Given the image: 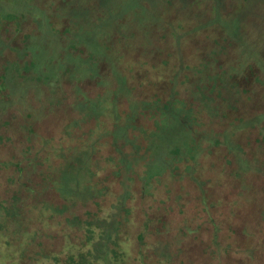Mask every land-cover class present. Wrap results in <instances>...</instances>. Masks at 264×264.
<instances>
[{
	"label": "trees",
	"instance_id": "trees-1",
	"mask_svg": "<svg viewBox=\"0 0 264 264\" xmlns=\"http://www.w3.org/2000/svg\"><path fill=\"white\" fill-rule=\"evenodd\" d=\"M218 1L161 0L111 39L121 9L91 32L53 14L40 45L38 11L0 15L3 264H264V50Z\"/></svg>",
	"mask_w": 264,
	"mask_h": 264
},
{
	"label": "rangeland",
	"instance_id": "rangeland-1",
	"mask_svg": "<svg viewBox=\"0 0 264 264\" xmlns=\"http://www.w3.org/2000/svg\"><path fill=\"white\" fill-rule=\"evenodd\" d=\"M18 1L20 0H11L10 5L8 2L3 4V6L2 3H0V15H2L3 12H9L10 8L11 12L16 15H26L29 16L28 18H32L33 15L30 13V11H32L33 14H36V12L38 11L39 16L42 18V23L39 26L38 33L34 34L33 37L39 43L38 45L45 43L44 39L47 40L48 37L51 38L56 32V30H54L53 27H50L48 23V20L53 14L56 15V18L58 20H68L70 25H72L71 29L73 30L71 31L75 32L76 24L85 22L87 27L86 29L91 32L95 24L102 20L99 18L106 17L105 22H107L106 20L109 16L108 11H103V9L100 8L103 7V4H108L109 6L114 7L116 9H121V14H123L122 18L126 17L128 21L127 23L120 24L119 26V21L117 20L111 23L107 22L104 27L100 29H95L99 38L105 39V37H107L108 39H111L112 37L110 38V35H113L115 32L118 33L119 30H121V32H124L123 34L125 35H129V33L133 31L135 32V29L136 31H145V29H147V31L151 33V26L147 27L145 25L149 23V19H154V21L156 22L161 16V14L164 13V4L161 2V0H112V3L111 0H104L107 1L104 3L103 0H67L66 2L65 0H62L60 2L55 1L56 4L53 6H46L45 3L42 4L44 6L33 7V10H31L32 8L26 5L24 2L19 3ZM229 4H231V16L229 20V25L234 26L235 23L237 26L238 24L241 28V32H243L241 37H237V40L242 46L239 51H241V53L245 55L246 53H250L253 58L256 59L257 54L259 55V53L263 52L264 50V0H223V2L218 1L217 3L219 8H224ZM65 6H68V8H66ZM188 6H190V4ZM216 8L217 7H215L214 9ZM91 11H93V13H91ZM205 16L206 15H204L202 18H204ZM94 18H97L99 21H95ZM173 18L174 17H172V15L169 16V22L175 23V20H173ZM58 25H60V22L58 23ZM13 28H18V24L15 23L13 25ZM233 30L234 27H231L232 32ZM147 31L145 32L148 33ZM158 31L162 32L161 26L158 28ZM137 37L142 39L141 34ZM243 39H245V42ZM1 44L3 45V43ZM86 51H88V49ZM148 56H150V54L145 55L140 53V55H138V63L135 65V67L138 68V72H141L140 74L152 70L150 68L151 65H144V61L148 58ZM244 57L246 58L247 56ZM243 59H241L237 65V68L239 67V70H241L242 67H244L247 63V59ZM234 68L231 67V70L235 72L236 70ZM25 103H27V101H25ZM228 188L230 190V186H228ZM234 197L237 198L236 196ZM241 201H237L238 203L236 202L235 205L240 206ZM231 218L235 221H241V218L238 215H233L231 216ZM6 253L8 254V256L0 252L1 264L6 262L7 259L9 261V251H6Z\"/></svg>",
	"mask_w": 264,
	"mask_h": 264
}]
</instances>
